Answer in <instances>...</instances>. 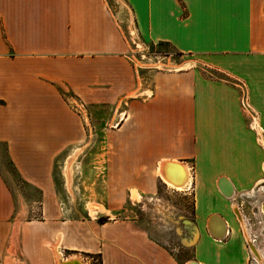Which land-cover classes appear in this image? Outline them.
I'll use <instances>...</instances> for the list:
<instances>
[{"label":"crops","instance_id":"1","mask_svg":"<svg viewBox=\"0 0 264 264\" xmlns=\"http://www.w3.org/2000/svg\"><path fill=\"white\" fill-rule=\"evenodd\" d=\"M119 3L126 19L108 0H0V264H247L234 197L264 184V0ZM159 43L190 60L166 70L136 59ZM75 149L86 151L83 208L70 217L54 170ZM3 161L39 195L38 218ZM168 162L189 171L182 191L158 175ZM159 185L192 198L193 217L117 218L166 210Z\"/></svg>","mask_w":264,"mask_h":264},{"label":"rangeland","instance_id":"2","mask_svg":"<svg viewBox=\"0 0 264 264\" xmlns=\"http://www.w3.org/2000/svg\"><path fill=\"white\" fill-rule=\"evenodd\" d=\"M120 0H108V3L112 9V11L116 14L120 15V19H126L127 17L124 15V7L119 3ZM123 10V11H122ZM126 23V22H125ZM125 26V24H124ZM141 44V43H139ZM136 59L140 62H143L146 65H150L154 67V65L164 68L166 70L169 69H175L178 66H181L184 64L185 61L190 60V58L187 57H180L179 55H176V53L171 50L170 48H160L159 46L152 47V44H146V46H142V48H136ZM168 54V55H167ZM140 74L143 76L146 82L151 83V73H149L146 70H140ZM214 76L220 77V75L213 73ZM113 125V124H112ZM112 127V126H111ZM260 140H262V143L264 145V131L259 132ZM98 137V133L97 136ZM103 148H96L91 149L90 152L91 156H93L95 159L100 160V158L103 155ZM86 152V151H85ZM84 152L83 155H86ZM82 150L81 149H75L74 151H65L58 159L57 163L55 165L54 170V179L56 183L57 190L59 192L58 195V204H63L64 208H72V212H70V217L78 215L77 212L81 210V207L83 208L82 199L83 196L76 194L75 189L78 185L80 186L81 180H78L80 177V168L81 165L79 163L82 162ZM3 156V152L0 150V162H2L1 157ZM69 157V159H67ZM79 156V160L74 163V160L76 157ZM3 158V157H2ZM63 162V164H62ZM98 162V161H97ZM4 169L6 168L9 172L10 179L12 183L14 184L15 188L17 190H20L28 201H35L39 199V195L37 192L30 186L22 183L16 175H14L12 172L11 167L7 163V161H3ZM61 167H63L64 171V179L60 177V170ZM5 169V170H6ZM72 177V179H71ZM72 190V191H71ZM159 194L160 197L165 200V207L166 210L163 209L162 205L159 204V202L156 203V210L158 212H155L154 210H150L153 208L152 205H148L147 207L144 206V208L141 207H131L129 211L125 212L123 215L117 218L122 219H140L145 221H151V220H157L158 219V213H161L164 215V218L166 221L171 222L172 220H178L180 223V220L182 218L191 219L193 217V202L192 198H185V200L178 198L176 194H170L168 192L164 191V188L162 185H159ZM264 197V192H262L261 198ZM168 202V203H167ZM38 202H34L35 211L31 213V219L38 218ZM235 208H237L235 206ZM166 211V213H165ZM263 212V211H262ZM264 214V213H263ZM163 222V221H162ZM192 222V221H191ZM241 227L243 228V232L246 230L245 223L241 220ZM244 226V227H243ZM245 228V230H244ZM257 232H253L254 235L258 236L259 239L261 238V226L260 228H257ZM195 228H192V232H196ZM177 233L179 234V231L177 230ZM247 233V230H246ZM245 234V233H244ZM248 235V233H247ZM254 237V236H253ZM248 238L250 239L249 235ZM251 240V239H250ZM247 242V241H246ZM177 242H173L170 244L171 248L177 247ZM259 251V250H258ZM176 256L181 257L183 255L182 252H175ZM261 256V255H260ZM262 258V257H261ZM88 261L90 264H99L98 260L96 258H88ZM264 263V261H263ZM261 264V263H260Z\"/></svg>","mask_w":264,"mask_h":264},{"label":"flooded vegetation","instance_id":"3","mask_svg":"<svg viewBox=\"0 0 264 264\" xmlns=\"http://www.w3.org/2000/svg\"><path fill=\"white\" fill-rule=\"evenodd\" d=\"M262 192H264V184L261 187L256 186L245 198H239V196L234 197L239 222L241 223L240 220H242L245 223V228L251 239V243L246 242L248 250L247 264H260L258 256L252 249L259 250V256L261 255L260 258L262 257L261 260L264 261V212H262L264 197L261 198ZM237 201H239L238 204ZM260 226L262 239H259L258 236L253 234L254 231L257 232V228H260Z\"/></svg>","mask_w":264,"mask_h":264},{"label":"bare ground","instance_id":"4","mask_svg":"<svg viewBox=\"0 0 264 264\" xmlns=\"http://www.w3.org/2000/svg\"><path fill=\"white\" fill-rule=\"evenodd\" d=\"M164 163V162H163ZM167 166L166 169H163L164 166ZM172 170V171H171ZM158 175L162 177L163 181L171 188L174 189L176 191H182L183 189H185L187 187V185L191 182V178L189 175V171L188 169L180 163L177 162H168L165 163L164 165H162V167H160L158 169ZM260 184V183H259ZM189 187V186H188ZM230 193V192H229ZM230 195V194H228ZM235 210H237V208H234ZM263 212H264V207H263ZM238 211V210H237ZM241 221V220H240ZM242 223V222H241ZM243 224V223H242ZM244 227V226H243ZM214 230V235H218L217 233L220 231V227L219 226H215ZM245 230V228H244ZM244 237L246 239V241L248 243H251V240L248 238V235L246 233V230L244 231ZM221 236V235H220ZM198 239V235L197 232H193L192 234V239H185L182 240V243L186 246H192L195 244V242ZM53 248V250H55L56 252V246L52 245L51 246ZM252 251L258 256L260 263L264 264L263 261L261 260L258 251L252 249ZM57 264H59L58 261H56Z\"/></svg>","mask_w":264,"mask_h":264},{"label":"water","instance_id":"5","mask_svg":"<svg viewBox=\"0 0 264 264\" xmlns=\"http://www.w3.org/2000/svg\"><path fill=\"white\" fill-rule=\"evenodd\" d=\"M166 165L163 167V169H166ZM225 197L227 198H232L233 194L231 196H227L224 194ZM224 237V235H221V236H218V237H215L216 240H222ZM59 264H83L81 261H79L78 259H71V260H68V261H65V262H60ZM188 264H197L196 262H190Z\"/></svg>","mask_w":264,"mask_h":264},{"label":"trees","instance_id":"6","mask_svg":"<svg viewBox=\"0 0 264 264\" xmlns=\"http://www.w3.org/2000/svg\"><path fill=\"white\" fill-rule=\"evenodd\" d=\"M157 46H159L160 48H167V49L170 48L169 44H167V43H159ZM152 47H155V45H152ZM176 55H180V54L176 53ZM105 221H106L105 219H101L100 220V222H105ZM89 257L96 258L98 260L99 264H101L100 256H98V255H90Z\"/></svg>","mask_w":264,"mask_h":264},{"label":"built area","instance_id":"7","mask_svg":"<svg viewBox=\"0 0 264 264\" xmlns=\"http://www.w3.org/2000/svg\"><path fill=\"white\" fill-rule=\"evenodd\" d=\"M242 105H243L244 109L249 110V107L246 104V101L245 100H243Z\"/></svg>","mask_w":264,"mask_h":264}]
</instances>
